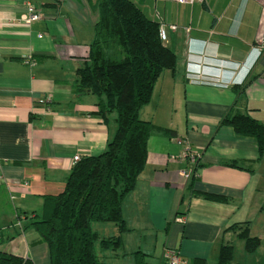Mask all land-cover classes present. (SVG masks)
Instances as JSON below:
<instances>
[{"label":"crops","instance_id":"obj_1","mask_svg":"<svg viewBox=\"0 0 264 264\" xmlns=\"http://www.w3.org/2000/svg\"><path fill=\"white\" fill-rule=\"evenodd\" d=\"M29 1L44 17L25 24L19 19ZM132 1L150 18L177 27L165 42L177 54V68L163 71L140 111L176 136L149 138L145 169L123 203L130 230L118 249L99 248V257L126 264L129 254V264H136L141 251L150 264H164L171 247L186 264H218L221 246L229 244L231 264H264V153L253 137L221 123L235 113L264 123V0ZM98 19L96 0H0V250L31 264H50L47 243L29 226L44 196L60 193L73 157L103 152L116 128L114 114L109 123L96 114L95 95L72 86ZM29 56L33 65L25 63ZM187 146L198 154L189 180L179 174L189 166L181 159ZM96 223L100 237L118 236L115 223ZM246 225L260 239L250 252L238 236Z\"/></svg>","mask_w":264,"mask_h":264},{"label":"trees","instance_id":"obj_2","mask_svg":"<svg viewBox=\"0 0 264 264\" xmlns=\"http://www.w3.org/2000/svg\"><path fill=\"white\" fill-rule=\"evenodd\" d=\"M96 6L99 19L94 39L72 86L77 94L95 95L96 114L107 123L114 114L116 128L106 149L77 161L64 189L45 195L42 211L31 217L29 226L49 247L50 264H109L99 257L96 246L103 251L116 250L122 244V234L130 230L123 217V203L145 169L149 138L155 133L176 136L174 130L140 117L163 71L177 68V54L160 38L161 22L132 0H96ZM246 85H240L238 92L244 93ZM221 123L232 126L238 135L253 137L259 154L264 153V123L249 113L229 114ZM195 193L212 200L227 199ZM96 222L115 223L118 236L100 237L92 227ZM238 236L245 240L249 252L260 244L258 237L250 236L247 225ZM232 256L233 247L222 245L218 264H231ZM135 258L136 264H150L141 251L135 252ZM0 264L31 262L0 250Z\"/></svg>","mask_w":264,"mask_h":264},{"label":"built area","instance_id":"obj_3","mask_svg":"<svg viewBox=\"0 0 264 264\" xmlns=\"http://www.w3.org/2000/svg\"><path fill=\"white\" fill-rule=\"evenodd\" d=\"M175 2L179 4H187V5H193L197 2H202L203 0H174ZM44 17V14L41 10V8L37 7L34 3L32 2H27L26 6V11L25 13L20 17L19 21L25 24H32L35 23L39 20H41ZM161 22V21H160ZM177 27L175 25H167L164 22L160 23L159 27V35L160 38L163 42L168 41V30L173 29L175 30ZM188 30V28H187ZM25 63L33 65L34 61L33 59L29 56L25 58ZM45 103L49 102V97H45L43 100ZM178 143H182L181 140H178ZM81 157L79 155H75L73 157V162L74 164L79 161ZM181 159L182 160H188L189 161V166L183 168L180 170L179 174L182 178L185 180H189L193 176L196 175L197 168L195 167L197 159H198V154L194 151H192L188 146L185 147L184 151L181 154ZM177 221L183 222L184 218L182 216L177 217ZM163 260L164 264H186V261L184 257L182 256L181 252L176 249V248H165L163 252Z\"/></svg>","mask_w":264,"mask_h":264},{"label":"rangeland","instance_id":"obj_4","mask_svg":"<svg viewBox=\"0 0 264 264\" xmlns=\"http://www.w3.org/2000/svg\"><path fill=\"white\" fill-rule=\"evenodd\" d=\"M93 224H94V226H95L97 223H93ZM96 247H97V251H99V246H98V244H97ZM126 256H127V258L125 259L124 262H125V263L127 262L126 264H129V262H128V261H129V254H127ZM133 256H134V255L131 254V258H132V259H133Z\"/></svg>","mask_w":264,"mask_h":264}]
</instances>
